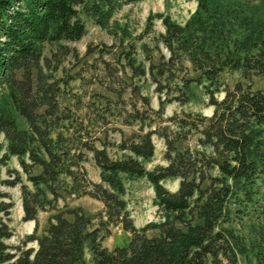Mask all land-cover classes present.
Instances as JSON below:
<instances>
[{
    "label": "trees",
    "instance_id": "trees-1",
    "mask_svg": "<svg viewBox=\"0 0 264 264\" xmlns=\"http://www.w3.org/2000/svg\"><path fill=\"white\" fill-rule=\"evenodd\" d=\"M139 1L0 0V162L17 159L6 184L19 187L22 221L34 223L7 245L11 204H0V264H264V0H196L183 24L157 15L163 32L141 45V59L113 21ZM88 25L114 41L80 54L70 45ZM229 74L238 75L231 85ZM145 81L157 109L141 93ZM194 87L209 116L164 117ZM153 138L165 164L147 170ZM141 179L159 221L137 229L122 196ZM85 197L101 211L71 205ZM117 227L127 245L102 246Z\"/></svg>",
    "mask_w": 264,
    "mask_h": 264
},
{
    "label": "rangeland",
    "instance_id": "rangeland-1",
    "mask_svg": "<svg viewBox=\"0 0 264 264\" xmlns=\"http://www.w3.org/2000/svg\"><path fill=\"white\" fill-rule=\"evenodd\" d=\"M196 0H141L135 4L125 5L119 9L113 21L119 27H122L128 33L129 38L136 39L138 57L141 59V45L146 44L152 47V37L163 32L161 20L157 19V15L168 16L173 22L183 24L195 11ZM148 32V33H147ZM114 39L109 36L104 30H101L92 25H88L86 35L83 39L75 44H71L80 54H83L87 44H106L110 45ZM238 78L237 74H229L225 76L226 81L231 85ZM141 93L146 96L149 105L153 109L158 107V96L153 91V86L149 81L141 83ZM208 98L200 87L193 88V96L190 101L182 106L177 103H168L164 106V117H168L175 112L191 111L209 116L211 108L207 105ZM20 123V120L17 119ZM123 132L128 134L130 130L123 128ZM114 141H117L118 136H114ZM154 155L151 161L146 165L147 170H151L158 165H164L163 160V144L162 141L153 138ZM0 152V158L3 155ZM88 179L93 183L99 182L98 170L94 167L91 161L84 164ZM14 171H20L16 158H8L4 162H0V204L10 203L11 208L6 223L12 231L10 239L6 240L7 245H16L32 232L34 223L22 221V210L20 205L19 187H8L7 182L14 180ZM165 189L175 191L178 182L167 180L162 183ZM125 202L129 218L133 226L137 229L146 226L149 223L159 221L156 207L153 205L154 189L153 186L146 180L141 179L135 182L124 183V194L122 196ZM71 205H78L90 213H98L101 211V204L89 197L82 198L72 202ZM39 225L42 226L45 221L44 215L38 217ZM129 235L123 232L119 227L112 228L111 234L104 239L102 246L112 249L115 246L124 247L127 245ZM90 256L86 253V260ZM238 264H248L240 260Z\"/></svg>",
    "mask_w": 264,
    "mask_h": 264
}]
</instances>
